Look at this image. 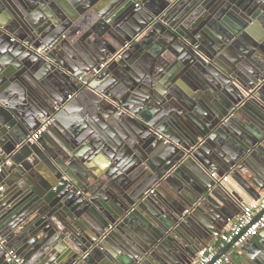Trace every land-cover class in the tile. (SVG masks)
<instances>
[{"label": "clouds", "instance_id": "9594fccd", "mask_svg": "<svg viewBox=\"0 0 264 264\" xmlns=\"http://www.w3.org/2000/svg\"><path fill=\"white\" fill-rule=\"evenodd\" d=\"M262 217L264 0H0V264H264Z\"/></svg>", "mask_w": 264, "mask_h": 264}, {"label": "built area", "instance_id": "2783aa9c", "mask_svg": "<svg viewBox=\"0 0 264 264\" xmlns=\"http://www.w3.org/2000/svg\"><path fill=\"white\" fill-rule=\"evenodd\" d=\"M262 219H264V217H262ZM224 246H225V245H223L222 247H224ZM222 247H221V248H222ZM221 248H219L218 251H219ZM217 264H220V261H217Z\"/></svg>", "mask_w": 264, "mask_h": 264}, {"label": "water", "instance_id": "95a60500", "mask_svg": "<svg viewBox=\"0 0 264 264\" xmlns=\"http://www.w3.org/2000/svg\"><path fill=\"white\" fill-rule=\"evenodd\" d=\"M227 245H225L224 247H226ZM220 252H222L223 251V247L219 250Z\"/></svg>", "mask_w": 264, "mask_h": 264}]
</instances>
